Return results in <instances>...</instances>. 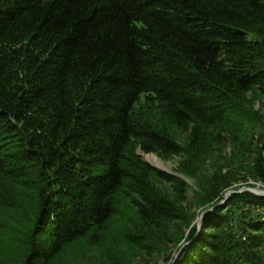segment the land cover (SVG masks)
<instances>
[{
    "label": "trees",
    "instance_id": "trees-1",
    "mask_svg": "<svg viewBox=\"0 0 264 264\" xmlns=\"http://www.w3.org/2000/svg\"><path fill=\"white\" fill-rule=\"evenodd\" d=\"M257 184L264 0H0V264H264Z\"/></svg>",
    "mask_w": 264,
    "mask_h": 264
},
{
    "label": "rangeland",
    "instance_id": "rangeland-1",
    "mask_svg": "<svg viewBox=\"0 0 264 264\" xmlns=\"http://www.w3.org/2000/svg\"><path fill=\"white\" fill-rule=\"evenodd\" d=\"M139 155H140V157L142 158V160H143L144 162H148V161L146 160V156H152V157H153L155 160H157V161L159 162V164L161 165L160 167H157V169L159 168V170H161V171H163V172H166V173H168V174H173V171H174V169L176 168V162H177V159H171V160L164 161V160L160 159L159 157H157V156L154 155V154H143V153H140V152H139ZM148 164H149L150 166L156 168V166L150 164L149 162H148ZM187 182H188L190 185H193V182H192V181L188 180ZM252 189H258V190L264 192V187L261 186L260 184H257V186H256L255 188H252ZM195 221H197V223H198V219H196ZM199 228H201V226H199ZM177 248H178L177 246H176V247L173 246V245L170 246V248H169L170 250H169L168 253H166V254H164V255H162V256H158V255H157V256H154L153 260L150 261L151 264H169V263L172 261V259L177 258V255L180 254L181 249H182L183 247H180L179 251L176 252V251H177ZM176 253H177V254H176ZM163 258H166V259H169V260H168L167 262H165V261L163 260ZM170 260H171V261H170Z\"/></svg>",
    "mask_w": 264,
    "mask_h": 264
},
{
    "label": "water",
    "instance_id": "water-1",
    "mask_svg": "<svg viewBox=\"0 0 264 264\" xmlns=\"http://www.w3.org/2000/svg\"><path fill=\"white\" fill-rule=\"evenodd\" d=\"M157 168V167H156ZM159 169V168H158ZM245 191H248V192H251V193H253V194H255V195H257V196H264V192L263 191H260V190H258V189H252V188H242V189H240L238 192H228L227 194H226V199L227 198H229V196L230 195H232V194H235V193H242V192H245ZM224 201H222V203H223ZM209 211H211V210H209ZM209 211H207V212H209ZM207 212H203L201 215H200V217L198 218V223H197V227L199 228V226H201V220H202V217H203V215L205 214V213H207Z\"/></svg>",
    "mask_w": 264,
    "mask_h": 264
},
{
    "label": "bare ground",
    "instance_id": "bare-ground-1",
    "mask_svg": "<svg viewBox=\"0 0 264 264\" xmlns=\"http://www.w3.org/2000/svg\"><path fill=\"white\" fill-rule=\"evenodd\" d=\"M146 160L150 163V164H152V165H154V166H156V167H160L161 165L159 164V162L157 161V160H155L152 156H146Z\"/></svg>",
    "mask_w": 264,
    "mask_h": 264
}]
</instances>
